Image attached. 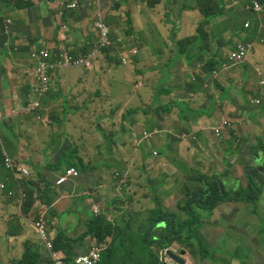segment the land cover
Listing matches in <instances>:
<instances>
[{
    "label": "rangeland",
    "instance_id": "obj_1",
    "mask_svg": "<svg viewBox=\"0 0 264 264\" xmlns=\"http://www.w3.org/2000/svg\"><path fill=\"white\" fill-rule=\"evenodd\" d=\"M146 1H141L145 7H147ZM239 5L242 6L243 3L238 1L234 8L238 9ZM135 7L137 8V5L134 0H127V3L120 8L117 17L112 16L114 23L107 24L111 37L110 45L105 51L100 52L98 59L95 58L92 61L93 68L99 61L98 67L103 70V76H107V85L109 80H112L113 71L124 68L123 81H126L129 76L132 77L134 93L131 104H126L119 110L110 99L106 100L108 105L102 103L108 97V94H105L98 97V102L92 103L90 109L87 108L83 111L78 108L75 115H68V109L65 116L55 115L56 112L52 115L49 110L42 111L40 108L37 113L31 102L25 105L26 115L33 117L37 113L42 116V119L36 122H34V118L30 120L31 128L35 130L34 135L39 139V145L50 151L60 146L61 151L52 160H48V164H45L42 158L31 157L29 161L21 158L16 146L18 155L12 157L8 154L14 166L15 163L26 166L27 170H24L27 174L18 175V182L22 185L24 194L23 190L18 188L16 191L13 189L11 191L13 196L9 197L3 192L2 185L4 184L0 182V264H14L16 261H20L24 251V242L34 240L42 243L41 236L34 227L40 218H46L48 237L53 236L55 238L54 233H61L71 240H79L88 231V222L94 220L93 214L89 212L91 208L92 212L101 209L107 220L117 228L122 220L128 219L127 216L143 214L138 218H153L152 211L157 205L155 200L159 198L166 215L168 213L170 216H176L181 221L186 218L185 213H182V208L186 204V198L182 192L183 186L188 183L193 187L197 182L203 187L209 188L212 178L223 185L225 192L231 195V198L237 199L239 198L238 194L248 191L257 193L258 196L249 202L251 205L248 204L247 206L244 201H218L210 215L199 210L202 214L200 222L203 227L198 228L197 234L200 235L201 240H204L206 250L210 252L206 258L200 254L193 257L186 250H182L185 252V256H182L180 244L174 241L169 234L173 230L174 224L171 227L173 221L168 224H158L143 238L142 243H145L151 251H158L160 256L165 258L167 264H178L168 257V252H172L181 258L186 264H264V85L260 84L261 81H264V42L257 46L250 60L245 64L233 65L225 58L228 50L248 41L245 38H249L256 24L250 20V27L246 28L245 22L248 20V16L237 15L229 8L224 11V17H215L203 23L207 31L203 32L206 39L200 40L199 35H197V28L195 32L193 29L196 24L201 23V13L188 10V12L178 16L175 14L172 19L177 25V30L174 32L171 30V37L169 35L171 43L167 46L166 51L164 52V46L160 42L158 50H163L162 55H153L151 58L146 56L143 62H134L128 48L129 45L133 47L137 43L139 46L141 42L145 43L155 35L150 28L141 29L137 19L133 18L135 14L131 12ZM129 14L132 16L130 21ZM220 21L227 27V31ZM244 26L245 28H243ZM260 26L258 25L255 37L251 38V35L249 41H253L257 35H259L258 40L261 39V35L264 36V28L261 27L260 29ZM132 29L137 30L138 34L132 33ZM218 32H220V37L222 32V36L225 35L223 38L226 41L227 50L222 51L224 56L223 62H220L223 66L221 70H226L217 77L220 88H217L215 92L218 96L222 92L221 88H230L231 85L228 92L230 99L234 101L232 109L226 100L218 97L220 99L215 103L217 105L216 110H212L210 115H206L207 111L211 110L209 107L212 102L208 101L207 104H204L198 100H191L193 107L182 109L175 105L172 111L168 112L166 117L172 118L174 116V119L160 118L159 114L156 113L158 105L163 102H172L174 99V97L166 99L165 95L168 93L165 94L160 91L164 89L166 79L169 80L170 91H174L176 88L190 87L191 85L187 81L188 73L194 75L201 66L198 59L188 63L183 62V66L177 64L174 58L179 47L185 48V53L187 47L192 43L193 47L189 55L195 53L204 55L201 45L208 43V51L215 53L219 47ZM165 39L166 37L162 34L161 41ZM138 40L140 42H137ZM135 48L139 53V49ZM44 52L45 49L34 50L31 53L32 61L36 56H42ZM202 55L201 57H203ZM123 57L128 58L126 65L122 63ZM172 61H174L173 65L169 64ZM36 65L34 63L32 67L36 68ZM119 65L121 66L117 67ZM166 65L169 68L165 72L159 68L154 69L153 73L155 71L160 72L156 79L139 74L149 68ZM109 68H113V70ZM82 69L80 68L81 71ZM221 70L218 69L217 71ZM145 78H148V82L146 85H142ZM158 79H164V81L155 86ZM206 82L210 87H216L211 77H207ZM80 87L78 95L80 94ZM155 87L159 93L154 96ZM92 93L94 92L92 91ZM179 97L184 98L180 99ZM255 99H258L260 103L252 102ZM177 100L186 103V96L180 92ZM124 101H128L127 97L124 98ZM73 104L74 106L77 105L75 101ZM82 105L80 103V107ZM137 108H145L146 112L151 111V114L149 116L134 115V127L130 123L122 124L126 123V120L122 118V113L127 114L129 109ZM194 111H197L199 116H194ZM148 117H152V120L149 124L146 122L143 125L144 121H149ZM162 119L166 121L164 129L159 126ZM177 120L181 123H178ZM224 121L231 123V127L227 129L224 126ZM119 125L122 129L126 126L125 129L133 131V135L128 133L122 141H117L116 134L120 131ZM151 128H156L157 131L163 129L158 134L161 135L165 131L162 139L151 137L141 142V139H145L142 134ZM199 130L202 133L197 132ZM5 132L7 133L6 129ZM208 132L211 133L207 134ZM196 134H198V139L194 141L192 138L194 139ZM167 145L170 146L169 150L166 148ZM176 147L178 148L177 156L174 154ZM67 150L70 153L72 150L77 153L82 150L81 159L92 170L81 174L75 168L80 177L74 182L81 191H88L82 195L83 198H76V212L70 216L71 218H60L61 220L56 222L59 218L51 216V219L49 213L51 210H57L64 186L59 189L56 188L55 191L51 187L52 193L49 197L51 201L47 204L41 203L38 200V194L31 192L35 205L33 209H28L27 196L29 193L26 192L23 182L24 177L28 180L37 177L34 169L28 167V163L37 167L43 185L46 182L55 185L57 180H62L66 168L64 165L54 175L48 168L50 165H54L52 164L53 161L57 163L63 152ZM144 155L147 157L143 158ZM179 163L188 167L186 172L183 171ZM259 167H263V170H259ZM119 171H122L121 179L119 182L118 180L114 181L113 174L117 176ZM248 178L254 183L250 185ZM121 182L129 183V187L134 193L133 206L129 210H124L125 208L120 204L121 201L115 200L116 197L114 198V187L122 185ZM250 186L251 190H249ZM23 195V207L21 208ZM71 196H73L72 193ZM85 196L88 197L84 198ZM91 197L95 198V201L92 202L93 207L85 203L86 199ZM203 197L202 194L199 195L202 210L209 206L214 199L212 198L207 203L206 198L203 199ZM4 207L7 208L5 211L10 210L1 212ZM245 208L251 209L252 213L249 214ZM87 211L88 214L86 215ZM164 220L169 221L168 218H164ZM186 224L187 221L182 224L186 227L184 231H188L187 227L189 226ZM11 227H16L22 233L19 237L12 238L22 242L21 247H15L13 257H9L4 250V241L10 238L8 232ZM178 229L181 230V227ZM175 232L180 231L176 229ZM142 233L143 231L135 236L128 234V238L133 236L132 240L136 243ZM161 237L166 238L164 243L158 241L160 240L158 238ZM183 237L192 238L187 236V232H184ZM108 241L112 243L111 239ZM194 241L197 242V240ZM94 244L96 241L92 237H88L83 242L81 249L88 250ZM81 249L77 250V254H82ZM165 252L168 256H163ZM43 253L50 259L46 249H42Z\"/></svg>",
    "mask_w": 264,
    "mask_h": 264
},
{
    "label": "crops",
    "instance_id": "obj_2",
    "mask_svg": "<svg viewBox=\"0 0 264 264\" xmlns=\"http://www.w3.org/2000/svg\"><path fill=\"white\" fill-rule=\"evenodd\" d=\"M6 1L10 2V4H7L6 2L3 4L0 0V132L6 136V129L9 144H14L18 147V154L21 158H25L28 161L31 157L42 158L44 163L48 164L46 159L52 160L57 154L59 155L61 148L55 155L52 151L42 148L39 145V139L34 135L35 130L31 128L30 124L31 118H34V122L38 121V119L36 116L32 117V115L25 114V105L31 99L30 96H34L33 88L37 85L35 68L32 67V64L34 63L31 59V53L34 50L41 48L54 50L67 49L75 55H85L92 52L95 49L94 42L96 41L95 21L102 17L107 24L114 23L112 18L119 14L120 8L127 3V0H85V3H83V9L80 11L65 10V7L60 6V0H50V2L47 0H29L30 6H22L21 8L14 4L19 0ZM141 1L143 0H134L137 8L135 7L131 12L132 14H135L133 15V18L137 19L141 29L146 27L150 28L155 35L154 37H150L145 43H141L139 45L140 49L138 48L137 43H135L133 48L137 47L139 49V54L132 57L134 62H143V59L146 56L147 58H151L153 55H162V53H158V51L162 50H158L160 46L159 43L162 42L165 52L167 46L171 43V30L173 32L177 30V28L174 29L177 25L172 18L175 14L177 16L184 14L188 12V10H194L195 7L192 6V0H147V7H145ZM186 1L188 3L185 6L184 2ZM186 7L187 9H185ZM228 7L237 15L248 16V20H253L254 23L259 20L256 15H251L250 13L243 11L240 7L235 9V0ZM228 7L227 9H229ZM128 17L130 21L132 18L131 14H129ZM197 26L198 24H196L193 29L194 32ZM132 33L138 34L137 30L134 29H132ZM162 34L166 37L164 41H161ZM137 42L140 41L138 40ZM176 54L174 61L180 66H183V62H186L185 56L187 52L186 54L179 55L177 51ZM99 56L100 53L97 54L96 59H98ZM174 61L169 64L173 65ZM98 63L91 70L82 69L81 71L80 68H70L55 72L52 75L51 91L42 101V111L49 110L52 113L56 110L58 112H64L67 109L75 110L73 104L74 101L79 107L80 103H82L83 105L80 109L85 111L87 108L90 109L92 103L98 102V97L105 94H108V97L105 98L102 103H105L106 105H108L106 102L108 99L115 103L119 110L126 104H131L134 93L131 82L132 77L129 76L126 81H123L122 74L124 68L116 69L112 73V80H109V84L107 85V76H103V70L98 67ZM120 66L121 65L117 67ZM157 68L165 72L169 67L168 65L164 67L156 66L144 70V72H140L139 74L156 79L158 76L157 74L160 72L155 71L153 73V71ZM109 69L113 70V68ZM218 69V67L215 68V70ZM163 81L164 79H158L155 86L161 84ZM143 82L144 84L142 85H146L148 78L143 79ZM80 84H82V87H80ZM38 87H40V85H38ZM79 87L80 94L78 95ZM169 88V80L166 79V85L164 89L160 91L167 94L168 91L171 90ZM92 91L94 93H92ZM180 92L182 91L177 92L172 90V93L165 95L166 99H171L173 97L174 99L172 102H163L158 105L156 113L159 114L160 118H168L166 115L168 112L172 111L175 105L180 106L182 109H188L193 107L191 100H198L204 104H207L208 102L205 98H198V96L192 93L186 95L182 92L183 95L186 96L185 103L176 99V95L179 96ZM158 93V89L155 87L153 95H158ZM95 96L96 98H94ZM125 97H127L128 101H124ZM179 98L183 99L184 97ZM173 102L176 104H173ZM162 106H168L170 109L163 114V110H161ZM209 108L211 110H216L212 104ZM141 111L144 110L141 109ZM74 114L75 113L72 115ZM150 114L151 111L148 112V115L143 114V112L136 115L149 116ZM193 114L194 116H199L197 111L196 113L194 111ZM210 114L211 111H207L206 115ZM173 117L174 116H172V118ZM148 120L149 121H144L143 125H145L146 122L149 123L152 120V117H148ZM127 123L130 122L126 120V123L123 124ZM178 123L181 122L178 121ZM159 124H162V121H160ZM165 124L166 121L164 120V125ZM4 125H6V128ZM131 126L133 127L134 125ZM119 128L120 131L117 134L118 139L126 132L129 134L132 133L131 130H121L120 125ZM29 140L35 141L37 147H29ZM18 154H14V157ZM44 156H47V158ZM52 164L55 165L56 162L53 161ZM54 173H52V175H54ZM52 187L55 191V186L52 185ZM87 191L88 190L81 191L74 181L70 184H66L64 188H62V197L59 198L57 210H53L56 214V218H59L56 222H59L61 220L60 218H71L70 216L76 212V198L82 197ZM71 193L73 196H71ZM114 193L116 192L114 191ZM118 194L123 197L128 195L127 192H121ZM93 201H95V198H87L85 203L86 205L93 207ZM89 212L92 214V208ZM87 214L88 211L86 212V215ZM132 238L133 237H131L128 244H134ZM21 245V240L17 239L9 241V239H6L4 250L8 253L9 257H13L15 247L19 248ZM94 246L95 244L91 246L90 249ZM82 247L83 246L78 245L73 248V253L71 251V256L73 255L72 261L78 256L88 254L90 249L82 250ZM79 248L82 250V254H77Z\"/></svg>",
    "mask_w": 264,
    "mask_h": 264
},
{
    "label": "trees",
    "instance_id": "obj_3",
    "mask_svg": "<svg viewBox=\"0 0 264 264\" xmlns=\"http://www.w3.org/2000/svg\"><path fill=\"white\" fill-rule=\"evenodd\" d=\"M1 1L3 4H5V2L7 4H10V2L6 0L5 1L1 0ZM47 1L50 2V0H47ZM82 2L83 0L81 1V3L78 2V7L72 11L82 10L83 9ZM194 2H195L194 9L198 10L203 16L202 22L200 23L202 25L203 23L210 21L212 18L224 17V11L227 10V7L231 3H233L234 0H229V1L227 0H194ZM260 2H264V0H260ZM242 3L244 6H246L249 3V1L243 0ZM14 4L19 8H21L22 6L28 7L30 6V1L29 0H19L15 2ZM234 21L236 22V20ZM255 24H256V27L254 31L250 33L249 38H246V40H249L251 35H252L251 36L252 38V37H255V35L257 34V31H258L257 28H258L259 22H255ZM176 28L177 26L174 27V29ZM243 28H245V26ZM197 33L200 35L201 40H204L206 38L201 33V31H198ZM217 37L220 38V32L217 33ZM258 38H259V35H257L255 39H258ZM260 38H261L260 40L264 42V36L261 35ZM218 43L219 45H221V47H220V50L217 52L216 57L214 59H210L207 61H205L204 58L201 57L200 53L189 55V53H191L192 51V47H193L192 43L187 47L186 49L187 54L185 56L186 61L189 62L191 60L199 59L201 60L203 68H202V71L196 72L194 75H190L188 73L187 81L191 85L190 87L176 88L174 89L175 91L177 92L182 91L186 95L188 93H192L198 96V98L210 99L216 102L214 99L216 94L211 88L206 87V83H205L206 81L204 77L206 74L207 75L211 74L215 70L216 67L219 66V68H221V63L217 62L216 59H219L221 57L222 48H223V45H225L226 41H224L222 38L221 41L218 39ZM201 47L205 50H208L209 44L204 43L201 45ZM184 51H185V48H182L180 46L178 50L179 55L185 54ZM158 53H163V50L158 51ZM168 93L170 94L172 93V91H168ZM220 96L228 102V106L232 109V105H234V101L230 99L229 93L222 91L220 93ZM177 98H178V95H176V99ZM173 104H176V103L173 102ZM78 108H80L79 105H76L75 110L69 109V112L68 111L58 112L56 110L52 112L51 114L53 115L55 112H56L55 115H62V116H65L66 112H68L67 113L68 115L73 114V113L76 114L78 112ZM169 109L170 107L168 106L161 107V110H163V114H165V112H167ZM142 112L143 114L148 115V112L146 111L144 112L139 109H129L128 113L123 114L122 117L128 120V122H130L131 125H134L135 121H134L133 115L141 114ZM160 126L164 128V120H162V124H160ZM4 127L6 128V125H4ZM126 133H124V135L120 137L119 139L117 138V141H122ZM28 146L31 148L37 147L36 142L33 140H29ZM60 148H61L60 146L53 148L52 153L54 155L57 154ZM166 148L169 150L170 146L167 145ZM72 152H75V154H72ZM76 153L77 152L75 150H72L71 153L68 150L63 152V154L60 156L59 161L55 165L49 166L48 168L49 171L56 172L57 170L60 169L62 165L66 167L65 170L71 167H75L76 169H78V171L81 174H85L87 171H91L92 169L87 164L84 163L83 159H81L82 151L79 150V152L77 154ZM177 153H178V148L176 147L174 149L175 156H177ZM8 154L12 157H14V154L15 155L17 154L15 145L9 144L7 133L5 136L3 133L0 132V182L3 183L5 186V189L3 192L9 196L10 191H12L13 189L18 190V188H21L24 194V189L22 185L18 181L15 180L11 171L7 170L5 167L6 158ZM84 155H87V154H84ZM44 157L47 158V156H44ZM145 157H147V155L143 156V158ZM46 161L48 160L46 159ZM16 165H19L21 168L27 170L25 165L17 164V163ZM179 165L183 168V171L186 172V168L188 169V167L182 163H179ZM28 167L31 169H34V171L37 173L36 178L31 179V180L25 179L23 182V186L25 187L26 192L29 193V195L27 196V199H28L27 208L33 209L35 202L33 201V195L31 192L37 193L38 200L41 201V203L43 204H47L51 201L49 197L52 193V190H51L52 184H50L49 182H46L43 185V181L41 177L38 175L37 167L33 166L31 163H28ZM259 170H263V167H259ZM60 172L62 173L63 171L61 170ZM201 180L204 181V179H201ZM248 181L250 185L254 183V181L251 180L250 178H248ZM209 185H210L209 188H206L198 184L197 182H195L193 187L189 185L188 183H186L183 186L182 192H183V196L186 198V204L182 208V213H185L184 216L186 218H184L181 221L176 216H170L168 214L166 215V211L163 209V206L161 204L157 205L156 208L152 211L153 218H143L142 222H140L139 224V227H135L133 223H128L124 225V221L122 220L120 226L116 228L112 223H110L107 220L105 215H101L99 217L94 218L93 221L88 222V226H87L88 231L84 233L83 236L79 238V240H71L67 238L66 236L61 235V233H58L53 242L54 250L56 252L64 253V255L66 256V262H72L73 255L71 256V251L73 253V248L75 246H78V245L83 246V242L86 241L88 237H92L93 240H95L96 243H98V245L103 244L107 239H111L112 240L111 247L103 254L104 259L102 256V261L100 264H167L165 260L161 258L160 253L158 251H151L145 243H142V240L144 237H146L148 233H150L151 229H155L158 224L160 225L164 223L168 224L171 221H173L174 223L173 222L171 223V227L174 224L173 230L169 234L174 241H177L180 244L181 251L186 250L187 252H189L190 255H193V257H195L197 254H200L203 258H206L210 254V252L206 250L204 240L203 239L201 240L200 235L197 234L198 228L201 229V227H203L201 226V222H200V218L202 216L201 212L204 214L207 213L208 215H210L215 209V206L218 201H222V202H225L227 200L244 201L245 202L244 204L247 206L248 204H250L249 202L253 198H257L258 196L257 193L254 194L248 191L243 194H238L237 196L239 198L237 199L231 198V195H228L225 192L223 185L219 183L215 178L211 180V183ZM41 186H44V188H41ZM200 187H201V190H199ZM200 194L204 196L203 199L206 198L205 201L207 203H209L211 199L214 198L211 201L210 205L206 206L204 210H202V205L199 201ZM5 208L6 207L2 208L1 212H8L10 210L9 209L5 211ZM248 209L245 208V210L248 211L249 214H251L252 210L251 209L248 210ZM199 210H201V212H199ZM51 216L55 217V212H53L52 210L49 213V218H51ZM164 218H168L169 221L167 222L166 220H164ZM186 221H187L186 225L189 226L187 227L188 231H184V228L186 227H184V225L182 226V224H184V222ZM180 227H181V230L178 229ZM176 229L179 230L180 232H175ZM142 231L143 233L138 238L136 243L128 244L131 239V237L128 238V234H132L133 236H135V235H139ZM184 232H187V236L192 237V238L190 239L184 238L183 237ZM21 234H22L21 230L19 231L16 229V227H11V229L8 232V237L10 238H7V239H9V241H12L13 240L12 238H17ZM158 239H160L158 241L164 243V240L166 238L161 237ZM194 240H197V242ZM4 242L6 244V240ZM23 248H24V251H23L22 258L20 259V261H16L14 264H51L48 258H44V253L42 254V249H45L43 243H39L34 240H28L24 242Z\"/></svg>",
    "mask_w": 264,
    "mask_h": 264
},
{
    "label": "clouds",
    "instance_id": "obj_4",
    "mask_svg": "<svg viewBox=\"0 0 264 264\" xmlns=\"http://www.w3.org/2000/svg\"><path fill=\"white\" fill-rule=\"evenodd\" d=\"M247 1H249V3L246 5V6H244V5H239V7L243 10V11H245V12H247V13H250L251 15H256L257 17H258V21H256V22H259V25H261L260 26V29H261V27H263L264 28V12L263 13H259V12H256V11H254L253 10V7H254V5H253V2L254 1H256V2H258L259 4H262L263 6H264V2H260V0H247ZM83 2L85 3V0H83ZM83 2H82V4H83ZM192 2H193V5L192 6H195V2H194V0H192ZM238 1L237 0H235V4L237 3ZM241 3H242V1H240ZM188 2L186 1V2H184V4H185V6H186V4H187ZM191 6V5H190ZM185 9H187V7L185 8ZM66 10H68V9H66ZM195 11H198V10H196V9H194ZM194 10H192V11H194ZM70 11H72V10H70ZM184 12V11H183ZM199 12V11H198ZM202 19H203V16L201 15V22H202ZM98 20H103L105 23H106V21H105V19L104 18H102V17H100ZM97 20V21H98ZM97 21H95V22H97ZM221 23H222V21H221ZM250 23H251V21L250 20H247L246 22H245V26H246V28H249L250 27ZM107 24V23H106ZM247 24H248V26H247ZM224 28H225V30L227 31V27L225 26V25H222ZM197 28V32L198 31H201V33L203 34V32H207L206 31V29H205V25L204 24H200V23H198V26L196 27ZM222 34H223V32H222ZM222 34H221V37H220V41L222 40V38L223 37H225V35L224 36H222ZM197 35H199V34H197ZM110 39H111V37H110ZM199 39H200V35H199ZM206 39V38H205ZM204 39V40H205ZM246 39V38H245ZM201 40V39H200ZM223 40H224V38H223ZM225 41V40H224ZM249 41V40H248ZM244 42L242 45L243 46H248V45H251V49H250V51H249V53H248V56H247V58H246V60H244V61H242V62H237V63H234L233 61H231L230 59H229V53L231 52V51H235L236 49H237V47L238 46H240V45H236L235 46V48H232V49H230V50H228V52H227V54H226V59H227V61L230 63V64H233V65H241V64H245V63H247L249 60H250V58H251V56H252V53L254 52V50L257 48V46L260 44V43H263V41H261V40H258V39H254L253 41H249V42ZM97 42H98V33H97V30H96V41L94 42V45H95V49L92 51V52H89V53H87V54H85V55H75V54H72V52H70L69 50H67V49H59V50H54V49H46V48H41V49H45V52H47L48 53V56L45 58L44 57V55H42V56H40V59H37V58H34V60H33V63H36L37 65H36V68H35V79H36V83H37V85H36V87L34 86V88H33V92H34V96L32 97V95L30 96L31 97V99L28 101V102H31L32 104L34 103V101L35 100H39L40 101V106L38 107V108H36V112L38 113L39 111H40V109H42V101H43V99L50 93V91H51V88H52V75L55 73V72H57V71H62L63 69H70V68H77V67H69V68H63V67H60V66H58V62H59V58H58V55H60L61 53H63V52H69V53H71L74 57H80V56H88V55H93V58H92V60L91 61H93L95 58H96V56H97V54H99L102 50H106L107 48H102V49H98L97 48ZM220 47H221V45H219V47L217 48V51L215 52V53H211V52H209L208 50H205V49H203V51H204V55H202V53H200L202 56H203V58H204V60L205 61H207V60H210V59H214L215 57H216V54H217V52L220 50ZM129 50L131 51V54H132V56L131 57H134V56H137L139 53H138V51H137V54H133V51L134 50H136V48H133L131 45H129ZM224 50H227V46H225V45H223V48H222V51H224ZM187 51V50H186ZM185 54H186V52H185ZM196 54V53H195ZM192 55H194V54H192ZM223 54L221 53V57L219 58V59H216V61L217 62H223ZM31 59H32V57H31ZM48 61L49 62V64L50 65H52L53 66V69H49L48 70V75H49V77H50V82H51V88H50V90H49V92H47L46 94H44V95H42V96H40L39 95V92H38V90L40 89V87H38V85H40V80H39V77H38V67H39V63L41 62V61ZM196 60V59H195ZM199 60V59H198ZM187 62V61H186ZM199 62H200V64H201V66H200V69L198 70V72L199 71H202V68H203V65H202V63H201V60H199ZM128 63V62H127ZM188 63V62H187ZM218 68H219V66H218ZM223 68V66L221 65V68H219L220 70ZM83 69H86V70H91V69H93V67L91 66L90 68H83ZM224 70H226V69H223V70H221V71H217V70H214L211 74H209V75H205V77H204V79H205V81H206V78L207 77H211L212 79H213V81H214V85L216 84V87L214 88H212V87H210L209 85H208V83L207 82H205L206 83V87H208V88H211L213 91H214V93L216 94V89L217 88H220V85H219V83L217 82V77L222 73V71H224ZM244 74H246V73H244ZM258 75H259V73H258ZM260 76V75H259ZM260 84L263 86L264 85V81H261L260 82ZM222 89V91H225V92H227V93H229L228 92V90H230V89H228V88H221ZM102 97V96H101ZM218 97H220L221 99H223L221 96H220V94L217 96H215V101L216 102H213V100H210V99H206L207 101H210V102H212V105H213V107L214 108H216V106L217 105H215V103H217V100L219 101V99L220 98H218ZM224 100V99H223ZM252 102H254V103H256V104H259L260 103V101L258 100V99H255L254 101L252 100ZM78 105V104H77ZM40 108V109H39ZM144 110V111H146V109L144 108H140V110ZM36 113V118L38 119V120H40V119H42V116L41 115H39V114H37ZM133 117H134V115H133ZM251 117H252V114H251ZM123 118V117H122ZM148 123V122H147ZM149 124V123H148ZM159 126H160V124H159ZM224 126H226V128L228 129L229 127H231V123H229V122H227V121H224ZM134 127V126H133ZM224 129H225V127H223ZM164 129V128H163ZM163 129H161V130H163ZM121 130H122V128H121ZM161 130H159V131H161ZM159 131H157V129L155 128H151V129H149V131H147V132H145V133H143L142 135L144 136V138L145 139H141V142H144L145 140H147V139H149V138H161V137H163L164 135H163V133L165 132H163V133H161V135H158L159 134ZM149 132V133H148ZM197 132H200V133H202V131L201 130H199V131H197ZM204 133H206V131H204ZM209 133H211V132H208L207 134H209ZM126 134H128V133H126ZM125 134V135H126ZM130 135H133V131H132V133L130 134ZM209 137V136H208ZM205 138H207V137H205ZM137 139V138H136ZM135 139V140H136ZM197 139H198V134H196V135H194V139L192 138V140H194V141H197ZM208 139V138H207ZM80 151H82V150H80ZM7 158H9L8 156H7ZM14 165V164H13ZM5 167H6V164H5ZM6 169L7 170H9V171H11V173L13 174V176H14V178H15V180L16 181H18V175H20V174H23V172L22 171H24V169L23 168H21L19 165H16V163H15V166L13 167V169H9V168H7L6 167ZM72 169H74L77 173H78V171L75 169V167H71V168H69V169H67V170H65V172H64V177L62 178V179H66V181L64 182L63 181V183L61 184V185H58V182H60L61 181V179H59V180H57V182L55 183V188H59V187H61V186H65L68 182H72V181H75V180H77V179H79V177H80V175H79V173H78V177L77 178H67V172L68 171H70V170H72ZM54 173V172H53ZM121 174H122V171H119V173H118V175L116 176V175H114L113 174V180L115 181V180H118V182L120 181V179H121ZM24 179H26L25 177H24ZM212 179H214V178H212ZM211 179V180H212ZM121 184L122 185H116V187H114V191L116 192L115 194H116V196L114 195V198H115V200H117V201H121V205L123 206V208H125L124 210H129L132 206H133V199H134V193H133V190L129 187V183H122L121 182ZM3 186V189L2 190H4L5 189V186L4 185H2ZM52 189H53V187H52ZM249 190H251V186L249 187ZM15 191H16V189H15ZM260 191V190H259ZM121 192H127L128 193V195H126V197H123L122 195H119L118 193H121ZM250 192V191H249ZM252 193V192H251ZM84 194H86V193H84ZM13 196V192H11L10 191V193H9V197H12ZM23 197H24V195L21 197V201H22V206H23ZM85 197H88V196H85ZM91 198H94V197H91ZM156 200H157V202H156ZM155 200V202H156V204L157 205H159V204H161L159 201H160V199L159 198H157ZM156 205V206H157ZM22 206H21V208H22ZM156 208V207H155ZM92 214H93V217L92 218H96V217H99V216H101V215H103L102 214V210L100 209L99 211H97V212H92ZM168 214V213H167ZM169 215V214H168ZM139 216H143V214L142 215H136V216H127L126 218H128L127 220L126 219H124L123 221H124V225H126V224H128V223H133L134 224V226L135 227H139V224H140V222H142V220H143V218H138ZM183 220V219H182ZM39 221H43L44 223H45V234H46V236H47V240L46 241H44V239L42 238V236H41V234H40V232H38L37 231V229H36V227H35V225L39 222ZM90 222V221H89ZM36 224L34 225V227H35V229H36V231L38 232V234L41 236V241H42V243H43V245H44V247H45V249H46V251H47V253L49 254V257H50V259L44 254V258H48V260H49V262L51 263V264H56L57 263V261H58V257H60V259H61V261L62 262H64L65 264H74V262H75V260L76 259H78V258H80V257H85V256H88L90 253H91V251L92 250H94V249H98V250H100V259H99V262L97 263V264H100L101 263V261H102V256H103V254L108 250V249H110V247H111V242H109L108 241V239L103 243V244H100V245H98V243H96L95 244V246L94 247H92L91 249H90V251L88 252V254H86V255H83V256H78V257H76L71 263H69V262H66V256L64 255V253H62V252H56L55 250H54V245H53V242H54V237L53 236H49L48 237V232H46V225H47V221H46V218H40L37 222H36ZM58 234V233H57ZM56 233H55V237H56V235H57ZM50 246H51V248H50ZM110 246V247H109ZM182 252H184V251H182ZM172 253V252H171ZM173 254V253H172ZM168 256L167 254H166V252L165 253H163V256ZM54 256H55V258H54ZM169 257V256H168ZM162 259H163V257H161ZM164 260H165V258H164ZM166 262V261H165Z\"/></svg>",
    "mask_w": 264,
    "mask_h": 264
},
{
    "label": "built area",
    "instance_id": "obj_5",
    "mask_svg": "<svg viewBox=\"0 0 264 264\" xmlns=\"http://www.w3.org/2000/svg\"><path fill=\"white\" fill-rule=\"evenodd\" d=\"M81 1L82 0H60V6L65 7V10L66 9L75 10L78 7V2L81 3ZM253 5H254L253 7L254 11L259 13L264 12V6L262 4H259L258 2L254 1ZM95 26L98 33L97 48L98 49L107 48L110 45V32L107 24L103 20H98ZM250 49H251V45L248 46L240 45L237 47L235 51H231L229 53V59L234 63L242 62L246 60ZM133 54H137V50H134ZM42 55H44V57L46 58L48 56V53L44 52ZM35 58L40 59V56H36ZM58 58H59L58 66L63 68H69V67L90 68L92 66L91 60L93 58V55L74 57L71 53L66 51L58 55ZM127 62H128V58L123 57L122 63L126 65ZM49 69H53V66L50 65L47 60L41 61L39 63L38 77L41 83L38 92L40 96L49 92L51 88L50 77L48 75ZM32 105L35 108H38L40 106V101L35 100ZM6 167L9 169H13L14 167L13 162L10 158H7L6 160ZM22 172L24 174H27L25 170ZM77 177H78V173L74 169L67 172V178H77ZM63 181L65 182L66 179L65 178L62 179L60 182H58V185H61ZM35 227L37 231L40 232L44 241H46L47 236L45 234V223L43 221H39L35 225ZM99 259H100V250L94 249L91 251V253L88 256L80 257L76 259L74 264H97L99 262ZM56 264H65V263L61 261L60 257H58V261Z\"/></svg>",
    "mask_w": 264,
    "mask_h": 264
},
{
    "label": "water",
    "instance_id": "obj_6",
    "mask_svg": "<svg viewBox=\"0 0 264 264\" xmlns=\"http://www.w3.org/2000/svg\"><path fill=\"white\" fill-rule=\"evenodd\" d=\"M168 255H169V257H170L173 261H175L176 263H178V264H186L185 261H183L181 258L175 256V255L172 254L171 252H168ZM182 256H185V252L182 253Z\"/></svg>",
    "mask_w": 264,
    "mask_h": 264
}]
</instances>
